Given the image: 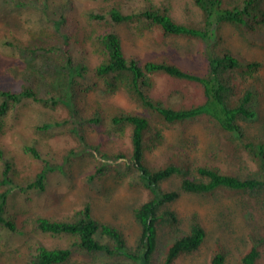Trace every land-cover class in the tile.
Returning a JSON list of instances; mask_svg holds the SVG:
<instances>
[{
	"label": "trees",
	"instance_id": "obj_1",
	"mask_svg": "<svg viewBox=\"0 0 264 264\" xmlns=\"http://www.w3.org/2000/svg\"><path fill=\"white\" fill-rule=\"evenodd\" d=\"M74 1L0 0V9L6 7L12 10L8 14H23L25 24L21 34L6 31L0 35V52L13 58L9 65L21 69L17 81L0 72V132L7 119L27 107L48 110L58 105L67 111L64 116L43 117L33 124L35 137L18 135L15 148L30 159L28 170L16 165L13 153L0 144V240L21 233L9 197L16 194L26 199L29 193L45 191L54 179L59 181V177L68 175L70 161L89 154L99 156L84 177L90 190L100 193L105 177L113 173L128 190L146 193V199L133 209L141 227L136 245L128 246L120 230L94 218L90 207L84 205L60 219L39 216L35 232L54 240L44 244L35 237L30 239L22 264H178L177 258L197 251L206 236L195 213L188 216L187 228L181 225L174 208L181 191L207 196L217 191L237 192L247 196L258 217H254L256 232L249 235L250 246L241 255L240 264H262L264 138L247 136L239 121L252 122L259 117L263 61L234 55L217 44L218 29L229 23L252 42L264 45L262 0H192L200 10L197 23L175 21L167 1L89 0L92 5L81 10ZM123 24L136 39L158 30L163 36L197 40L202 67L189 70L169 60L142 61L126 54L118 33ZM15 53L31 58L39 53L48 56L55 76H46L41 88L38 65H23ZM155 74L193 80L200 85L204 98L192 104L180 101L179 106L164 103L151 95ZM119 92L134 100L140 110L103 108L97 101L87 108L80 105L88 94L112 97ZM86 110L88 115L83 116ZM198 120L210 133L239 143L255 167L226 172L200 164L186 150L169 143L163 133L169 126ZM83 124L96 131L97 145L86 140ZM65 133L71 135L76 146L62 151L57 159L50 155L47 140ZM126 136L128 150L102 149L103 144L121 142ZM190 142L195 144L196 138L191 137ZM160 146L166 153L162 162L156 163L152 161L154 150ZM174 178L179 180L178 188L164 185ZM161 235L167 238L166 243L160 241ZM210 264H225L220 242H215Z\"/></svg>",
	"mask_w": 264,
	"mask_h": 264
},
{
	"label": "rangeland",
	"instance_id": "obj_2",
	"mask_svg": "<svg viewBox=\"0 0 264 264\" xmlns=\"http://www.w3.org/2000/svg\"><path fill=\"white\" fill-rule=\"evenodd\" d=\"M153 1L158 4L167 1L170 5V13L177 22L197 23L200 20V10L192 0ZM74 3L80 10L92 5L89 0H75ZM261 5L264 8V0ZM11 11L6 7L0 9V35L6 34V31L17 34L23 32L22 25H25L21 18L23 14H8ZM118 33L123 43V51L128 55L139 57L142 61L169 60L189 70L202 67L199 43L193 38L163 36L160 31L153 30L136 39L131 37L124 24L119 26ZM218 33V46L234 55L263 61V66L260 68L262 96L259 117L252 122L239 121V123L247 136L264 138V45L252 42L241 29L229 23H223ZM4 54L5 52H0V72L4 71V76L17 81L21 69L18 66L9 65L13 58ZM15 54L25 66L35 68L38 65L36 70L39 73L40 86L47 81L48 77L55 76V68L48 56L39 53L31 58L23 54ZM155 75V88L151 95L161 98L164 103L171 102L172 105L179 106L180 101L192 104L197 102V99L204 98L200 85L193 80L178 79L168 74ZM41 88L38 89L40 94L43 93ZM95 101L99 102L103 108L116 106L126 111L140 110L138 104L122 92L112 97L98 96L96 93L88 94L82 99L80 105L87 108ZM87 112L89 111L86 110L83 116H87ZM66 113V109L58 105L48 110H44L41 106L24 108L15 117L7 119L6 127L2 133L0 132V144L13 153L16 165L28 170L30 159L15 148L19 142L18 135L27 138L35 137L31 128L33 124L43 117H59ZM81 129L87 141L97 143V133L93 127L83 124ZM163 133L169 143L186 150L200 164L213 165L226 172H240L243 171V167L247 169L255 167L250 154L239 143L230 141L221 134L210 133L202 120L169 126L164 128ZM193 136L196 138V143L189 144ZM47 143L50 146V155L54 154L57 159L62 151L76 146V141L67 133L54 136L48 139ZM103 145L102 149L107 151L128 150L130 142L126 136L121 142ZM165 151L164 146L154 150L155 157H152V161L161 163L165 157ZM98 157L86 154L70 161L66 169L68 175L59 177V181L54 179L52 185L41 193H29L26 199L16 194L9 197V207L15 215V223L21 233L0 240V264H22L26 245L34 237L44 244H50L54 240L51 236L35 232V222L39 216L60 219L74 210L83 208L84 205L90 207L94 218L110 223L120 230L128 246L136 245L141 227L134 218L133 209L146 199V193L139 189L128 190L123 180L116 178L113 173L105 177L100 193L90 190L84 184V177L91 172L96 163L95 158L98 159ZM178 183L179 180L174 178L165 182L164 185L176 189ZM174 208L184 228H187L188 216L195 213L206 232L200 248L193 253L179 256L176 263L210 264L215 242H220L225 250V264H240L241 255L250 246L249 235L256 232L257 224L254 217H258L256 208L247 196L237 192L217 191L207 196L181 191ZM160 241L166 243L167 238L161 235ZM259 261L264 264V250Z\"/></svg>",
	"mask_w": 264,
	"mask_h": 264
}]
</instances>
